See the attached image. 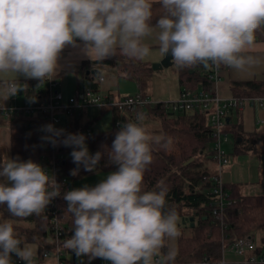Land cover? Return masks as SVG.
<instances>
[{"label":"clouds","instance_id":"9594fccd","mask_svg":"<svg viewBox=\"0 0 264 264\" xmlns=\"http://www.w3.org/2000/svg\"><path fill=\"white\" fill-rule=\"evenodd\" d=\"M163 9L152 22L154 0H0V73L43 82L53 77L62 50L83 45L92 60L117 55L143 59L154 37L160 51L171 56L177 69L203 65L225 66L242 73L262 63L246 55L256 31L264 27V0H155ZM22 89L5 82L3 100ZM34 102V101H31ZM0 103V108H3ZM145 116L125 122L115 133L109 161L117 166L95 186L63 193L73 229L64 247L77 257L102 258L111 264H174L177 251L167 241L180 236L178 215L166 208L163 181L144 190V174L153 160V146L167 149L172 141L151 134ZM43 140L62 143L77 175L82 165L94 171L103 153L90 154L83 134L68 133L52 124L42 127ZM63 137L61 140L60 138ZM10 147V145H9ZM61 196L55 178L32 160L7 158L0 162V205L11 217L40 215ZM15 254L33 264L34 252L9 220L0 222V264H12Z\"/></svg>","mask_w":264,"mask_h":264},{"label":"trees","instance_id":"16d2710c","mask_svg":"<svg viewBox=\"0 0 264 264\" xmlns=\"http://www.w3.org/2000/svg\"><path fill=\"white\" fill-rule=\"evenodd\" d=\"M163 9L158 2L153 3L152 22L162 14ZM256 39L264 41V27L256 31ZM100 64L111 65L117 68L127 78L138 80L139 93L146 97V82L141 76L143 71L153 70L152 65L142 59L125 57L117 51V55ZM84 63V69L86 66ZM211 67L196 65L191 68L180 69L179 83L183 87L192 90L200 88L210 89L212 80L209 77ZM89 77V75H87ZM40 81L26 79L22 85L23 94L34 100H40L46 96V90L39 87ZM90 85L98 89L99 83L91 80ZM232 90L236 96H264V78L246 82H234ZM137 113H143L150 117H161V132L165 138H170L172 143L167 148L159 145L153 146V160L144 174V190H154L158 182L163 181L167 189L166 208H174L178 218H182L184 224L192 229L190 236H181L177 256L174 263L198 261L210 258L219 263L223 258L224 241L232 242L235 239L254 236L257 242L255 253L264 255V195H244L237 184H226L224 188L230 192L232 203L225 207L224 224L213 215L210 201L213 200L212 183L201 184L204 176L210 175L211 170L205 164L211 160L213 149L205 152L206 145L213 142L212 129L208 118L201 111H167L163 103L138 106L134 111L120 112L113 109V128L99 133L92 132L85 135V141L89 143L91 154L103 153L95 170L115 171L117 166L109 161L107 151L111 149L115 133L122 123L136 122ZM237 119L229 126V132L233 136L234 153L259 152L264 153V127L253 133H246L242 127L241 113L235 112ZM79 115L72 116L76 121ZM121 124L117 126L116 122ZM75 123V122H74ZM65 125L62 129L65 135L68 133L80 134L81 125ZM41 121L23 113L15 114L10 123L11 129V158H19L22 161L32 160L42 168L45 167L50 157L54 154L65 153L61 159V169L57 172V181L61 187V196L54 198L55 205L50 203L40 215H31L26 218L11 217L5 205H0V222L9 220L13 223L16 233L23 238L25 243H36L38 257L42 259L44 249L54 248L55 233L52 229L53 219L57 217L63 225L60 242L62 244L66 260L80 258L71 250L64 247V243L70 238L73 229L72 216L66 211L67 203L62 198L63 193L71 190V182L86 177L89 171L80 166L77 175H71V170L76 168L70 155L73 150L62 143L47 148L42 142L37 131ZM88 125L84 128L86 129ZM61 140L63 137L60 138ZM5 160V151L0 147V162ZM216 162V161H215ZM94 170V171H95ZM69 186V188H68ZM52 202V201H51ZM194 217V225L190 217ZM43 260V259H42Z\"/></svg>","mask_w":264,"mask_h":264},{"label":"built area","instance_id":"2783aa9c","mask_svg":"<svg viewBox=\"0 0 264 264\" xmlns=\"http://www.w3.org/2000/svg\"><path fill=\"white\" fill-rule=\"evenodd\" d=\"M221 67L216 68L211 66L209 77L212 82H216L220 77ZM93 81L97 83L104 82L105 78L101 74H94ZM19 87L20 84L15 81ZM39 87L46 90V96L40 100L25 97L22 102H18L20 91L6 100L0 99L4 107L0 108V113L7 118H12L15 114L23 113L27 116L37 118L41 121L38 128V135L44 137L47 135L42 131V127L52 124L57 129H62L65 126V119L74 115H82L84 111L91 110L95 107L118 109L120 112L127 110L134 111L138 106L148 104L163 103L167 111H201L206 114L209 125L212 129L214 137L212 148L214 154L212 157L216 161L217 170L210 175H206L201 180V184L212 183L211 189L213 200L210 201L213 215L220 223L224 224L225 207L232 203L230 192L224 188V181L222 173L226 165L230 162V155L225 151V143L231 140V133L229 132V116L230 113L240 111L242 112L247 106H252L257 110L264 111V96H236L233 95L229 98L222 97L214 88L205 89L200 88L192 90L183 87L179 97L171 101H152L147 96L144 97L139 92L135 95H128L122 98H117L111 91L101 93L98 89L93 88L91 85L78 91L76 94L65 97L60 90V82L54 75L53 77L40 82ZM3 98V97H2ZM34 101V102H31ZM259 124H263V119H258ZM117 126L121 124L120 121L116 122ZM95 119H91L86 127L85 135H90L93 132ZM42 142L47 148L52 146L51 143L42 139ZM65 153L54 154L46 163L45 171L53 176L57 181V172L61 169V159L65 158ZM69 188V186H68ZM52 205L56 204L52 200ZM52 229L55 233L54 248L44 249L42 251V259L37 257L33 259V264H111L110 261L102 258L89 259L85 258H72L66 260L60 236L62 235L63 225L60 220L55 217L53 220ZM257 242L254 236H246L235 239L232 242H225L223 246V258L219 263L213 262L210 258H204L198 261L177 262L174 264H264V255L260 256L255 253ZM234 253L240 259L234 262L227 261L226 254ZM12 264H26L25 261L18 258L15 254L11 255ZM53 260V261H52ZM157 262L161 261L160 256L155 257Z\"/></svg>","mask_w":264,"mask_h":264},{"label":"crops","instance_id":"0c3cea01","mask_svg":"<svg viewBox=\"0 0 264 264\" xmlns=\"http://www.w3.org/2000/svg\"><path fill=\"white\" fill-rule=\"evenodd\" d=\"M145 42L150 45L151 51L149 55L143 58V61L152 64L154 62L161 61L165 57L166 54L162 53L158 45L154 42V37L146 38ZM77 45L79 46H72V45L66 46L60 53L57 61L58 67L55 76L58 78L60 82L59 88L63 92L65 97L72 96L76 94L78 91L89 87L90 81L94 79L93 75L99 74L98 70L100 66L105 65L108 67H112L111 65L100 64L97 61L90 59L82 50L83 45L81 44V42L77 41ZM245 54L260 58L262 60V63L242 73L235 72L233 69L225 66H220L221 67L220 77L216 82H212L210 88H214L216 91H218V93L222 97L229 98L234 95L232 90V85L234 82H246L251 80L263 79L264 78V41L255 39L254 46L251 49H248ZM85 62L87 64L84 69L83 65ZM87 71H93V72H90L88 74ZM87 75H89V77H87ZM25 80L26 79L23 76L18 77L12 73H7V74L0 73V99H2L4 95L3 89L5 87V82L17 81L20 84V88L22 89L23 88L22 83ZM178 83H179V78H178ZM179 86L180 87L178 91V97L181 92V89L183 88V86H181L180 83ZM109 91L113 92L117 98H122L129 95L127 94L125 96H121L119 95L120 92H116V91L114 92L112 90H108V92ZM145 93L147 97L152 101H163L162 98L160 97H153L150 92L148 93L145 92ZM23 95H21L20 97H22ZM19 99L20 98H18V102H22ZM96 109H100V108L95 107L91 110L84 112H88V114H91V117L89 118L95 119V116L94 114H92V111ZM83 113L82 115H79L77 117L76 121L74 120L73 117L66 118L65 125H71V123L75 122L74 123L75 126L79 124L82 126L81 128L84 129V127L88 125L90 120H88V122H86V124L83 125L80 119L81 117H83ZM260 118L264 120L263 110H257L250 105L247 106L241 112L242 127L244 132L253 133L255 131H259L263 129L264 123L263 124L258 123V119ZM236 119H237L236 113L235 112L230 113L229 122L233 124L235 123ZM11 120L12 118H7L6 116L0 113V147L3 148L5 151V160L7 158H11V129H10ZM231 137H232L231 140L225 143V145L231 143L234 146L232 134ZM229 155H230V162L228 165H226L222 173V178L224 183L237 184L241 190V193L244 195H264V153L247 152L240 154L230 153ZM205 164L211 170V172L213 173L216 172L217 170L216 162L212 158L211 160H206ZM99 172L102 173L99 175L95 174ZM110 172L112 171H103L99 169L89 173L86 177H89V179H93V181L91 182V184L88 183L86 185L95 186L100 181L105 179L107 177V174H109ZM37 257L38 254L33 259H36Z\"/></svg>","mask_w":264,"mask_h":264},{"label":"rangeland","instance_id":"374dc122","mask_svg":"<svg viewBox=\"0 0 264 264\" xmlns=\"http://www.w3.org/2000/svg\"><path fill=\"white\" fill-rule=\"evenodd\" d=\"M143 60V59H142ZM145 62V61H144ZM155 63V62H154ZM153 65V63L151 64ZM99 74L103 75L105 80L99 84V91L101 93H106L108 90L120 92L119 95L125 96L127 94L135 95L139 92L138 80L136 78H127L123 73H119L117 68L108 67V66H100ZM180 69H177L175 65H171L170 67L163 68L162 70H150L143 71L141 73L142 78L146 82L145 92H150L153 97H160L163 101L175 100L178 98L179 91V77ZM25 95L19 97L20 101L25 99ZM113 109L109 108H100L92 111V114L95 116V125L93 126V132L99 133L105 130H111L113 128ZM91 114L88 112L83 113V117H81V123L84 125L88 120H91ZM161 117H150L149 115H145V120L143 121L144 126L148 129V131L155 135L162 136L161 132ZM80 134H85V128L78 129ZM89 153L91 154V150L89 147V143L85 141ZM214 147L213 142H210L206 145L205 152ZM225 151L230 154L234 153V146L229 143L224 145ZM213 168V167H212ZM102 172L95 173L96 175L101 174ZM108 175V174H107ZM93 177V176H90ZM89 177H84L78 180H73L71 182V190L82 188L86 184L93 181V179H89ZM178 227L180 230V236L175 240L167 241V245L164 249L161 250L160 257L162 258L163 254L167 252L168 247H174L176 251L178 250L179 238L181 236H190L192 234V229L184 224L182 218H178ZM33 250L34 256H37L38 247L36 243H27ZM83 256L82 258H85ZM89 258V257H88ZM227 261H237L240 258L234 253L226 254Z\"/></svg>","mask_w":264,"mask_h":264},{"label":"water","instance_id":"95a60500","mask_svg":"<svg viewBox=\"0 0 264 264\" xmlns=\"http://www.w3.org/2000/svg\"><path fill=\"white\" fill-rule=\"evenodd\" d=\"M171 65H173V63L171 61V56L165 55V57L161 61L153 63L152 68H153V70H162L163 68L170 67ZM87 72L89 74L90 72H93V71H87ZM98 72H100V71L98 70ZM21 93H22V91H20V94ZM194 220H195V218L193 216L190 217V221H191L192 225H194Z\"/></svg>","mask_w":264,"mask_h":264},{"label":"bare ground","instance_id":"6f19581e","mask_svg":"<svg viewBox=\"0 0 264 264\" xmlns=\"http://www.w3.org/2000/svg\"><path fill=\"white\" fill-rule=\"evenodd\" d=\"M140 91V90H139ZM241 113V112H240ZM237 116V115H236Z\"/></svg>","mask_w":264,"mask_h":264}]
</instances>
